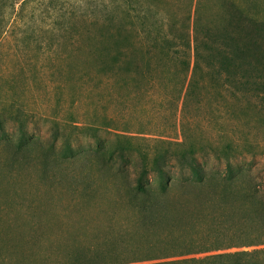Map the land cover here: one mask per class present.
Segmentation results:
<instances>
[{"label": "trees", "instance_id": "obj_1", "mask_svg": "<svg viewBox=\"0 0 264 264\" xmlns=\"http://www.w3.org/2000/svg\"><path fill=\"white\" fill-rule=\"evenodd\" d=\"M167 25L110 53L104 64L93 62L95 68L109 78L124 72L145 76L154 56L160 55L184 75L185 97H197L210 84L198 78L204 71L202 42L184 25L174 41ZM253 28L264 26L245 21L241 44L233 45L228 55L217 52V39L206 43V73L216 84L229 82L236 96L245 98L237 99L241 112L253 109L250 95L264 100V84L252 82L249 69L236 64L259 52L258 42L251 41ZM228 42H234L232 33ZM8 107L0 114V161L9 153L21 164V158L40 146L29 135L28 124L43 118L14 104ZM9 120L18 125V134H7ZM44 122L59 130L70 127ZM78 127L74 129L92 132L97 141L60 161L65 166L59 172L67 175H46L37 182L0 176V264H264L263 144L235 138L198 140L183 132L176 141L151 140L144 149L157 143L159 153L142 151L132 171L128 158L138 148L135 137L145 138L117 134L115 138L129 145L113 151L120 165L115 168L111 157L102 158L106 151L98 130ZM54 137L61 139L59 134ZM59 145L64 152L71 149L69 142ZM49 158L43 154L45 168ZM24 190L43 194L29 196Z\"/></svg>", "mask_w": 264, "mask_h": 264}, {"label": "rangeland", "instance_id": "obj_2", "mask_svg": "<svg viewBox=\"0 0 264 264\" xmlns=\"http://www.w3.org/2000/svg\"><path fill=\"white\" fill-rule=\"evenodd\" d=\"M245 21L264 26V0H0V114L14 104L43 118L32 119L37 123L27 128L40 146L21 158V164L9 153L6 160L3 155L0 176L12 174L37 182L46 175H67L62 169L59 172V166H65L60 161L97 141L92 132L75 126L98 130L99 143L106 151L102 158L111 157L115 168L120 165L113 151L129 145L116 135L145 138L148 142L135 137L138 148L128 158L132 171L137 170L142 151L150 150L152 156L159 153L157 143L144 149L151 140L176 141L183 132L198 140L235 138L264 145L263 97L250 95L253 109L241 112L237 99L244 97L236 96L229 82L219 80L226 83L221 87L206 73V43L217 39V52L227 54L233 45L241 44ZM162 23H168L167 34L174 41L184 25L188 32H197L202 42L204 71L198 78L205 77L202 83L210 84L197 97H185L184 75L169 63L171 59L160 55L154 56L151 73L145 76L124 72L109 78L93 64H104L110 53L134 44L147 32L155 35ZM250 32L251 41L256 40L261 49L249 57L248 64H236L249 69L252 82L264 84V28ZM76 53L81 56L65 58ZM227 64L235 63L227 59ZM44 119L70 127L59 130ZM5 125L8 135L18 134L16 123L9 120ZM57 134L60 141L70 143L67 152L56 141ZM48 153L47 169L42 158ZM24 192L31 196L35 191Z\"/></svg>", "mask_w": 264, "mask_h": 264}]
</instances>
